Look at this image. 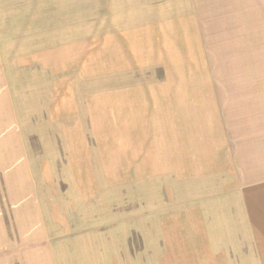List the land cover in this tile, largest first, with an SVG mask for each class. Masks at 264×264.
I'll use <instances>...</instances> for the list:
<instances>
[{
    "label": "rangeland",
    "instance_id": "374dc122",
    "mask_svg": "<svg viewBox=\"0 0 264 264\" xmlns=\"http://www.w3.org/2000/svg\"><path fill=\"white\" fill-rule=\"evenodd\" d=\"M252 83L264 0H0V264H138L136 180L228 166L221 120ZM163 222L159 264H221Z\"/></svg>",
    "mask_w": 264,
    "mask_h": 264
},
{
    "label": "crops",
    "instance_id": "0c3cea01",
    "mask_svg": "<svg viewBox=\"0 0 264 264\" xmlns=\"http://www.w3.org/2000/svg\"><path fill=\"white\" fill-rule=\"evenodd\" d=\"M249 86L245 91L235 88L232 95L240 97L241 102L250 101L251 105H236L230 111L232 114L222 115V127L230 145L228 166L201 176L170 173L136 180L141 190L138 196L143 198L138 200V224L140 228L151 225L155 234L153 238V234L146 235L149 252L138 258V264H159L163 255L175 257L165 252L175 249L171 244H176V240L165 242L164 249L159 242L163 234L166 240L163 219L170 218L176 231L186 229L188 233L193 226L200 229L202 241L207 242V247L209 244L208 249L217 261L222 259L221 264H264L259 253V248H264L260 237L264 235V114L259 116L253 107L256 101H264V87L256 88L253 83ZM258 107L262 110L264 104ZM149 188L153 189V196L147 201L143 191ZM189 208L196 212L200 224L197 220L193 226L176 222L184 214L186 217Z\"/></svg>",
    "mask_w": 264,
    "mask_h": 264
}]
</instances>
